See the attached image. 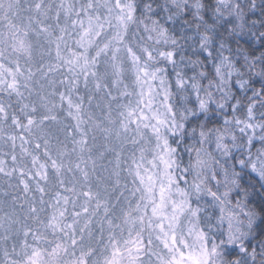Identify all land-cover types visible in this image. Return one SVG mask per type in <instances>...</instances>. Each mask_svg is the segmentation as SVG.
I'll list each match as a JSON object with an SVG mask.
<instances>
[{"label":"snow or ice","instance_id":"snow-or-ice-1","mask_svg":"<svg viewBox=\"0 0 264 264\" xmlns=\"http://www.w3.org/2000/svg\"><path fill=\"white\" fill-rule=\"evenodd\" d=\"M0 140V264H264V0H0Z\"/></svg>","mask_w":264,"mask_h":264},{"label":"trees","instance_id":"trees-1","mask_svg":"<svg viewBox=\"0 0 264 264\" xmlns=\"http://www.w3.org/2000/svg\"><path fill=\"white\" fill-rule=\"evenodd\" d=\"M258 13L255 16H250L249 19H257ZM191 73H189L190 75ZM203 83H207V81H203ZM258 86V85H257ZM81 94L85 96L84 103L85 105H88L87 95L88 93L83 89V85H81ZM250 94V93H249ZM25 95H27V92H25ZM97 103H103L99 97L97 99L92 101L91 105V111L95 116H100L101 111L96 107ZM13 104L15 105V98H13ZM65 123H69V121H65ZM19 140H17V156L19 157ZM11 143L9 142L7 145L3 143V140H0V159H3L6 163V167L8 169H11L14 165L11 160ZM7 154V155H6ZM30 165V161H29ZM35 183L36 181L32 180L30 181V185L32 187V194L36 195L37 200H39V193L35 192ZM19 174H15L13 177H5L3 174H0V202H3L7 200L9 203H11L12 196L18 197V200L20 202L24 201L25 199V193L23 192V186L19 185ZM45 199H48L46 196ZM17 207H19V203L17 204ZM11 241L8 243L9 250L11 249ZM3 259L2 252H0V260Z\"/></svg>","mask_w":264,"mask_h":264}]
</instances>
